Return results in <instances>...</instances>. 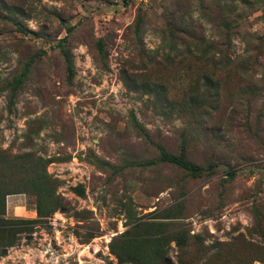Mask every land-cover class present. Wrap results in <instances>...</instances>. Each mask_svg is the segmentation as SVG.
<instances>
[{
	"label": "rangeland",
	"instance_id": "obj_1",
	"mask_svg": "<svg viewBox=\"0 0 264 264\" xmlns=\"http://www.w3.org/2000/svg\"><path fill=\"white\" fill-rule=\"evenodd\" d=\"M0 150L63 199L0 264H264V0H0Z\"/></svg>",
	"mask_w": 264,
	"mask_h": 264
},
{
	"label": "trees",
	"instance_id": "obj_2",
	"mask_svg": "<svg viewBox=\"0 0 264 264\" xmlns=\"http://www.w3.org/2000/svg\"><path fill=\"white\" fill-rule=\"evenodd\" d=\"M185 34L191 36L188 28L185 29ZM22 76L15 82L16 84L13 86L14 89L21 87L24 79L22 78ZM136 125L138 129H141L138 123ZM187 148L188 147H186V145H183L181 147L180 154H172L169 153L163 146H159V157L154 161H148L144 163L143 166H170L187 173L200 175V173H202L205 168L197 165L189 159ZM30 158L31 157L27 155L26 158L23 159V157L13 156L7 154V152L4 150H0V233H7L8 231H10L8 230L9 223L4 218L7 197L10 195L25 193L24 190H28L30 192L34 190V192L38 196L37 212L39 218L49 217L57 210H59L61 206H63V199L57 195V187L55 186V182L51 179V177H49L45 166H43V163H39L38 167L36 169H33L31 168V166H29V164H27L28 161L26 159L29 160ZM18 160H24L25 163L18 164ZM213 167L214 165H210L208 169L212 170ZM23 177L27 178L26 185H21L20 183L24 182L22 180ZM21 186L25 187L22 188ZM173 207H177L178 210L181 209L180 211L183 210L182 203ZM8 240L9 241L6 242L0 239V242H3L2 248L0 246L2 250L14 246V243L10 241L11 237H9ZM176 241L179 247L186 246L185 238L183 235H180L178 238H176ZM113 252L115 253V255H117L118 258L122 257V255H120L116 251ZM5 253L6 251L4 252V254ZM190 254L191 252H189V255Z\"/></svg>",
	"mask_w": 264,
	"mask_h": 264
}]
</instances>
